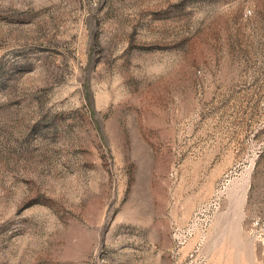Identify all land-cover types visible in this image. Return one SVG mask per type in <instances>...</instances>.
Listing matches in <instances>:
<instances>
[{
    "label": "rangeland",
    "instance_id": "1",
    "mask_svg": "<svg viewBox=\"0 0 264 264\" xmlns=\"http://www.w3.org/2000/svg\"><path fill=\"white\" fill-rule=\"evenodd\" d=\"M0 264H264V0H0Z\"/></svg>",
    "mask_w": 264,
    "mask_h": 264
}]
</instances>
